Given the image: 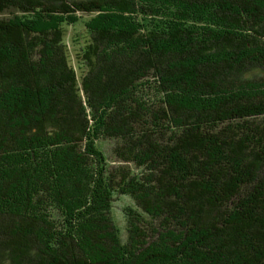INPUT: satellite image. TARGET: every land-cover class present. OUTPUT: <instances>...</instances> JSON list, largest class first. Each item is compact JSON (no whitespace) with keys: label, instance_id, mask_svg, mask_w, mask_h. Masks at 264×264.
<instances>
[{"label":"trees","instance_id":"obj_1","mask_svg":"<svg viewBox=\"0 0 264 264\" xmlns=\"http://www.w3.org/2000/svg\"><path fill=\"white\" fill-rule=\"evenodd\" d=\"M3 12L0 264H264V0Z\"/></svg>","mask_w":264,"mask_h":264},{"label":"rangeland","instance_id":"obj_2","mask_svg":"<svg viewBox=\"0 0 264 264\" xmlns=\"http://www.w3.org/2000/svg\"><path fill=\"white\" fill-rule=\"evenodd\" d=\"M7 14H8L7 12L0 13V17L6 16ZM75 15L77 16V20L74 23L64 25V36H63V43L66 45L67 55L69 57L70 65L74 66V68L78 66L74 62L76 61L75 54L78 53L79 47H81L84 44L83 42L85 41L86 38L83 21L88 18V16L81 13H75ZM76 71H78V69H76ZM97 146L105 154L107 159L110 160V147L112 146L111 141L100 140L97 143ZM131 204H132L131 200L124 195H118L113 197L110 213L114 222L116 223V226H118L119 228H122L124 224L122 210L123 208L128 207Z\"/></svg>","mask_w":264,"mask_h":264}]
</instances>
